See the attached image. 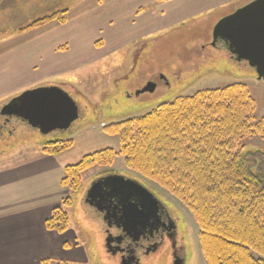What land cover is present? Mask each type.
<instances>
[{"label":"rangeland","instance_id":"rangeland-1","mask_svg":"<svg viewBox=\"0 0 264 264\" xmlns=\"http://www.w3.org/2000/svg\"><path fill=\"white\" fill-rule=\"evenodd\" d=\"M129 2L125 0L126 5ZM85 3L86 0H0V54L8 48L13 52L25 48L22 42L26 38L34 39L43 31L40 28V32L33 29L19 34L20 26L60 9L71 12V24H54L50 28L65 34L73 32L76 23L86 24L80 15ZM223 11L211 9L182 23L157 29L116 51L105 54L109 47L104 51H90L86 54L93 52L102 57L76 72L47 80L51 84L44 86H59L77 103L78 119L67 129L42 133L27 122L0 114V172L12 162V169L31 163L47 164L39 156L48 141L73 140V146L56 157L62 168L105 148L119 152V137L108 134L104 126L143 116L162 103L201 89L244 83L257 102L256 116L261 118L264 115V78H259L256 69L246 61H237L222 41L213 44V29L227 16ZM109 32L100 31V37ZM150 82L156 85L155 90L138 94ZM18 95L0 97V111ZM246 144L264 148V137L252 136ZM10 156L19 157L5 164L4 160ZM108 171L125 173L149 186L180 222L184 246L182 264H206L200 249V228L189 208L160 183L129 168L118 153L112 164L97 165L82 173V186L76 193L64 188L60 206L68 212L69 228L77 232L78 240L86 245L90 257L86 262L70 264H123L120 258L108 254L99 211L90 201L94 182ZM68 196L72 201L67 207L63 200ZM178 258L175 247L167 242L156 252L142 254L136 264H178ZM58 263V260L53 262Z\"/></svg>","mask_w":264,"mask_h":264},{"label":"trees","instance_id":"trees-1","mask_svg":"<svg viewBox=\"0 0 264 264\" xmlns=\"http://www.w3.org/2000/svg\"><path fill=\"white\" fill-rule=\"evenodd\" d=\"M68 14L60 9L37 17L18 32L65 23ZM256 111L244 83L178 96L143 116L106 125L108 134L119 137V152L105 148L67 165L62 186L76 193L82 173L110 165L121 154L129 168L154 179L189 208L207 264H264V148L246 144L252 136L264 137V115L258 118ZM73 144L71 139L48 141L42 151L59 155ZM63 201L68 207L72 197ZM47 227L66 231L68 212L54 208Z\"/></svg>","mask_w":264,"mask_h":264},{"label":"crops","instance_id":"crops-1","mask_svg":"<svg viewBox=\"0 0 264 264\" xmlns=\"http://www.w3.org/2000/svg\"><path fill=\"white\" fill-rule=\"evenodd\" d=\"M250 1L130 0L126 5L125 0H86L80 15L87 26L80 21L73 32L65 34L51 29L61 24L53 22L40 27L43 31L37 28L42 33L36 38H26L22 42L25 48L15 52L8 48L3 51L5 56L0 54V97L18 95L23 90L51 84L47 80L54 77L76 72L102 57L93 55L97 49L99 52L109 47L105 54L116 51L157 29L215 8L228 15ZM69 23L71 12L62 25ZM103 30L110 32L100 37ZM90 51L93 52L86 54ZM40 153L47 164L31 163L12 169V161L19 156L4 160L5 164L12 163L0 172V264L86 262L90 258L86 245L78 240L73 228L59 232L47 227V220L63 198L65 168L57 163L58 155Z\"/></svg>","mask_w":264,"mask_h":264},{"label":"flooded vegetation","instance_id":"flooded-vegetation-1","mask_svg":"<svg viewBox=\"0 0 264 264\" xmlns=\"http://www.w3.org/2000/svg\"><path fill=\"white\" fill-rule=\"evenodd\" d=\"M97 180L101 182L102 196L90 197V201L99 211L109 255L120 258L123 264H136L142 254L156 252L169 242L178 253L177 263H183L180 222L149 186L121 172L108 171ZM128 180L141 184L154 197H146L144 189Z\"/></svg>","mask_w":264,"mask_h":264},{"label":"water","instance_id":"water-1","mask_svg":"<svg viewBox=\"0 0 264 264\" xmlns=\"http://www.w3.org/2000/svg\"><path fill=\"white\" fill-rule=\"evenodd\" d=\"M213 44L224 42L237 61H246L254 67L259 78H264V0H252L233 13L220 19L213 29ZM156 85L150 82L142 91H153ZM1 115L27 122L42 133L67 129L79 117L78 105L59 86H40L22 92L6 103ZM128 183L144 189L146 197H154L141 184ZM91 197L101 198V182L91 188Z\"/></svg>","mask_w":264,"mask_h":264}]
</instances>
